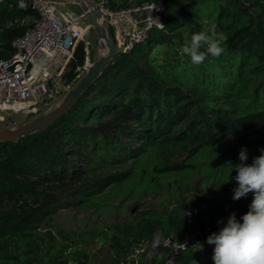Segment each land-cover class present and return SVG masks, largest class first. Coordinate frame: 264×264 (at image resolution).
<instances>
[{"label":"trees","instance_id":"obj_1","mask_svg":"<svg viewBox=\"0 0 264 264\" xmlns=\"http://www.w3.org/2000/svg\"><path fill=\"white\" fill-rule=\"evenodd\" d=\"M105 1L113 10L165 4L164 27L119 51L46 130L0 142V264H68L71 257L61 260L56 248L48 251L63 233L57 224L63 208L98 212L123 195L168 191V203L174 202L161 213L139 212L127 241L188 237L177 264H214L215 245L207 237L226 225L230 213L239 220L254 197L232 199L238 184L231 165L240 163L242 147L248 165L264 149V0ZM36 19V11L20 9L17 0L0 1V59L13 54V41ZM205 21L226 37L225 51L193 65L179 50L185 33L190 38ZM159 45L174 49L160 65L152 54ZM86 60L80 43L59 71L61 93L83 73ZM162 262L157 257L153 264Z\"/></svg>","mask_w":264,"mask_h":264},{"label":"built area","instance_id":"obj_2","mask_svg":"<svg viewBox=\"0 0 264 264\" xmlns=\"http://www.w3.org/2000/svg\"><path fill=\"white\" fill-rule=\"evenodd\" d=\"M17 2L20 9L36 11L37 19L13 41V54L0 59V115L7 120L28 119L48 107L56 93L62 92L59 71L74 56L80 43H84L87 52L82 72L92 63L90 26L82 12L73 13L61 8V4L44 0ZM98 6L117 29L123 47L117 50L123 53L144 43L152 29L164 26L167 12V6L159 2L113 10L105 0H99ZM188 240L155 235L151 241L135 245L127 264H153L160 256L164 258L162 264H177L176 257L186 249Z\"/></svg>","mask_w":264,"mask_h":264},{"label":"rangeland","instance_id":"obj_3","mask_svg":"<svg viewBox=\"0 0 264 264\" xmlns=\"http://www.w3.org/2000/svg\"><path fill=\"white\" fill-rule=\"evenodd\" d=\"M187 1L190 0H181V3ZM61 8L73 13H79V8L72 5H61ZM32 21L33 19H27L28 23ZM112 30L114 32L113 35L117 49L120 50L123 47L118 31L114 27H112ZM90 33L91 30H89L88 36L93 49L97 43L91 37ZM173 53L174 49L168 45H159L152 51L159 65L170 59ZM61 94L62 93H56L55 99L60 97ZM55 99L49 103L48 106H50ZM1 117H3V119H1ZM17 119L20 120L21 118ZM0 122L8 124L10 121L9 119L7 120L6 116L0 115ZM169 193L168 191L161 194L153 193L146 195L137 192L132 196L123 195L117 200L113 199L108 202V207L98 212L94 211L93 208H87L85 210L78 208H63L57 221L63 233L56 234L57 239L54 244L48 248V251L56 248L61 255V260L71 257L68 264H83L86 262V257H88L87 264H127L129 255L135 247V244L127 241L125 232L133 225L135 217L139 212L145 209L160 213L167 210L165 205L174 202L171 201L168 203L167 200L173 197V195ZM217 194L219 196L221 192H217ZM217 194L215 196H217ZM204 195L214 197L207 193ZM151 240L152 237L147 238L144 242H149Z\"/></svg>","mask_w":264,"mask_h":264},{"label":"clouds","instance_id":"obj_4","mask_svg":"<svg viewBox=\"0 0 264 264\" xmlns=\"http://www.w3.org/2000/svg\"><path fill=\"white\" fill-rule=\"evenodd\" d=\"M198 33H185L180 54L190 58L193 65L203 63L209 56L218 58L225 51L222 46L226 37L216 31V26H207ZM160 27L164 26L160 24ZM204 49V50H202ZM261 155L253 159V163H245L248 159L247 149L239 152L240 163L231 165L236 171L235 180L238 187L234 188L232 199L238 201L253 193L254 197L247 213L237 219L236 213H230L226 225L218 233L207 237L206 243L215 245L212 257L214 264H264V149ZM190 215V214H189ZM198 251L203 244L197 242ZM186 247L185 245H181Z\"/></svg>","mask_w":264,"mask_h":264},{"label":"water","instance_id":"obj_5","mask_svg":"<svg viewBox=\"0 0 264 264\" xmlns=\"http://www.w3.org/2000/svg\"><path fill=\"white\" fill-rule=\"evenodd\" d=\"M4 1V0H0ZM61 5L78 7L90 26L91 37L97 45L93 47L91 65L83 71L76 82L60 97L38 114L28 119L13 118L12 124L0 122V142H15L37 132L46 130L51 124L73 108L86 91L103 75L117 56L118 50L108 16L98 6L99 0H44Z\"/></svg>","mask_w":264,"mask_h":264},{"label":"crops","instance_id":"obj_6","mask_svg":"<svg viewBox=\"0 0 264 264\" xmlns=\"http://www.w3.org/2000/svg\"><path fill=\"white\" fill-rule=\"evenodd\" d=\"M64 87H63V85H62V87H61V89L60 90H62ZM163 254V253H162ZM159 259H163L164 260V258L162 257V256H160V257H158Z\"/></svg>","mask_w":264,"mask_h":264}]
</instances>
